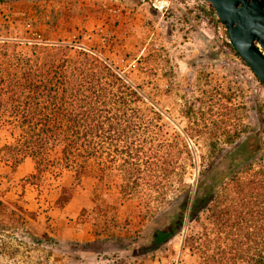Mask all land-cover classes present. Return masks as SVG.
Instances as JSON below:
<instances>
[{"label": "rangeland", "instance_id": "obj_1", "mask_svg": "<svg viewBox=\"0 0 264 264\" xmlns=\"http://www.w3.org/2000/svg\"><path fill=\"white\" fill-rule=\"evenodd\" d=\"M159 1L0 0V46L29 54L34 43H61L102 54L141 87L168 132L185 137L191 197L214 187L177 234L154 246L150 236L168 216H148L112 183L83 176L59 210L54 202L71 171L49 169L31 186L21 182L33 174L30 160L15 170L0 165L2 196L36 215L27 228L51 238V264H246L248 252L264 246V86L233 55L211 5ZM95 204L113 209L99 215Z\"/></svg>", "mask_w": 264, "mask_h": 264}, {"label": "trees", "instance_id": "obj_2", "mask_svg": "<svg viewBox=\"0 0 264 264\" xmlns=\"http://www.w3.org/2000/svg\"><path fill=\"white\" fill-rule=\"evenodd\" d=\"M12 47L0 46V165L15 170L30 160L33 174L21 182L31 186L49 169L71 171L72 183L59 189L54 202L59 210L83 176L112 183L123 199L142 204L148 216H168V224L150 236L154 246L177 234L185 217L205 205L214 187L204 186L191 197L184 177L193 158L185 137L168 132L159 111L145 103L141 87L107 58L61 43H34L29 54ZM210 148L215 157L216 139ZM97 196L92 191L91 200ZM112 209L95 204L92 212L106 215ZM35 217L21 201L8 202L0 192V264H51L45 248L51 238L27 228ZM248 253L246 264H264V246Z\"/></svg>", "mask_w": 264, "mask_h": 264}, {"label": "water", "instance_id": "obj_3", "mask_svg": "<svg viewBox=\"0 0 264 264\" xmlns=\"http://www.w3.org/2000/svg\"><path fill=\"white\" fill-rule=\"evenodd\" d=\"M211 5L238 58L264 86V0H201Z\"/></svg>", "mask_w": 264, "mask_h": 264}, {"label": "built area", "instance_id": "obj_4", "mask_svg": "<svg viewBox=\"0 0 264 264\" xmlns=\"http://www.w3.org/2000/svg\"><path fill=\"white\" fill-rule=\"evenodd\" d=\"M154 2H158L159 4L162 2V1H159V0H153ZM200 1V0H199Z\"/></svg>", "mask_w": 264, "mask_h": 264}]
</instances>
